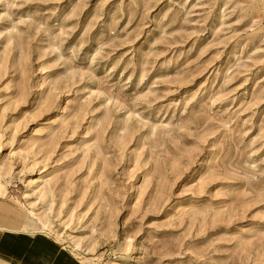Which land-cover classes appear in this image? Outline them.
Listing matches in <instances>:
<instances>
[{
    "label": "rangeland",
    "instance_id": "obj_1",
    "mask_svg": "<svg viewBox=\"0 0 264 264\" xmlns=\"http://www.w3.org/2000/svg\"><path fill=\"white\" fill-rule=\"evenodd\" d=\"M0 218V264H264V0H0Z\"/></svg>",
    "mask_w": 264,
    "mask_h": 264
},
{
    "label": "crops",
    "instance_id": "obj_2",
    "mask_svg": "<svg viewBox=\"0 0 264 264\" xmlns=\"http://www.w3.org/2000/svg\"><path fill=\"white\" fill-rule=\"evenodd\" d=\"M0 219H2V218H0ZM12 226H13V224H11ZM13 229V228H12ZM12 229H9V230H7V232L8 233H10V234H12V235H10L11 237L10 238H12V239H14V240H17V242H19V243H23L24 244V241H22V240H20L17 236H15L14 235V233L11 231ZM8 244H6L5 246L8 248V249H10L11 248V250H12V246L14 247H16V244L15 245H8ZM28 246V245H27ZM28 248V247H27ZM25 258H26V255H24V257H23V261L25 260ZM10 260H12V259H10ZM22 261V262H23ZM12 263H14V264H20V262L18 263V262H16V261H11ZM21 262V263H22Z\"/></svg>",
    "mask_w": 264,
    "mask_h": 264
},
{
    "label": "bare ground",
    "instance_id": "obj_3",
    "mask_svg": "<svg viewBox=\"0 0 264 264\" xmlns=\"http://www.w3.org/2000/svg\"><path fill=\"white\" fill-rule=\"evenodd\" d=\"M19 235L21 237H25V238H28L29 237L28 235H22V234H19ZM20 264H38V263H35L32 260H30L28 257H26L25 260L22 263H20Z\"/></svg>",
    "mask_w": 264,
    "mask_h": 264
}]
</instances>
